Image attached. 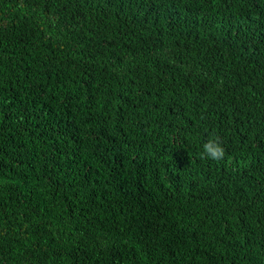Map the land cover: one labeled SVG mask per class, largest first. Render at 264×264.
Here are the masks:
<instances>
[{"label": "trees", "instance_id": "obj_1", "mask_svg": "<svg viewBox=\"0 0 264 264\" xmlns=\"http://www.w3.org/2000/svg\"><path fill=\"white\" fill-rule=\"evenodd\" d=\"M0 264H264V0H0Z\"/></svg>", "mask_w": 264, "mask_h": 264}, {"label": "clouds", "instance_id": "obj_2", "mask_svg": "<svg viewBox=\"0 0 264 264\" xmlns=\"http://www.w3.org/2000/svg\"><path fill=\"white\" fill-rule=\"evenodd\" d=\"M202 156L212 161H223L226 157V149L218 135H210L202 145Z\"/></svg>", "mask_w": 264, "mask_h": 264}]
</instances>
